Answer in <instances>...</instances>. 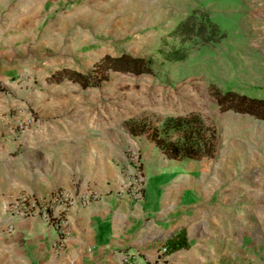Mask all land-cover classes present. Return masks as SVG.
I'll list each match as a JSON object with an SVG mask.
<instances>
[{
    "label": "rangeland",
    "instance_id": "obj_1",
    "mask_svg": "<svg viewBox=\"0 0 264 264\" xmlns=\"http://www.w3.org/2000/svg\"><path fill=\"white\" fill-rule=\"evenodd\" d=\"M113 6L112 0H0V65L19 68L0 78L9 104L0 118H11L14 133L17 115L33 116L36 132L45 122L65 123L58 126L67 134L63 139L75 137L78 109L100 122L148 121L150 133L159 122L174 121L176 134L188 132L204 147L209 180H219L217 196L202 203L209 210L186 221L200 223L189 241L195 250L186 253L191 264H264V119L221 110L212 93L264 97V0H176L152 9L157 23L153 11L146 22H123L122 10ZM189 14H206L222 37L211 44L171 34ZM176 49L187 50L184 60L161 55ZM121 52L150 59L152 72L108 69L104 80L87 87L67 78L47 80L62 66L95 75L96 60ZM204 241L219 260H198Z\"/></svg>",
    "mask_w": 264,
    "mask_h": 264
},
{
    "label": "crops",
    "instance_id": "obj_2",
    "mask_svg": "<svg viewBox=\"0 0 264 264\" xmlns=\"http://www.w3.org/2000/svg\"><path fill=\"white\" fill-rule=\"evenodd\" d=\"M112 1L115 11L122 10L123 22L137 18L146 22L153 11L154 23L159 19L152 9L176 2ZM174 11H170L171 16ZM18 71L16 66L8 70L2 64L0 78L3 73L6 79ZM7 104L0 92V113ZM60 110L58 107L55 111ZM10 119L8 115L0 118V132L4 128L0 135V264H122L127 254L134 255L136 264L193 262L186 253L195 250L196 244L189 241L198 231L195 225L200 223L186 226V221L202 208L209 210L202 203L217 196L219 180H209L211 162L204 147L197 146L188 132L176 134L177 123L169 119L159 122L155 124L158 130L150 133L153 129H148V121L100 122L95 114L89 117L78 109L76 135L63 139L67 135L61 130L65 123L45 122L39 132L26 137L14 133ZM134 151L141 157L147 179L141 201L120 194L117 188L120 177L132 167ZM56 189L75 198L67 212L68 234L63 243L54 227H43L36 217L17 218L14 231H6L11 215L7 208L12 199L23 193L47 196ZM87 190L97 197L87 203L78 200V195ZM180 230L185 232L188 248L159 257L161 245ZM214 248H208L204 241L199 251L205 253L197 259H213Z\"/></svg>",
    "mask_w": 264,
    "mask_h": 264
},
{
    "label": "trees",
    "instance_id": "obj_3",
    "mask_svg": "<svg viewBox=\"0 0 264 264\" xmlns=\"http://www.w3.org/2000/svg\"><path fill=\"white\" fill-rule=\"evenodd\" d=\"M196 12V10H194ZM199 19L189 14L182 20L178 26L171 31L174 36L198 38L199 43H211L218 41L222 37V33H218L215 24H213L206 14L198 16ZM217 35V37H215ZM187 50H173L170 52H161L162 57L168 61H182L187 56ZM95 67V75L82 72L67 66L56 68L48 76L50 82H60L67 78L74 82H78L82 87L94 86L98 82L104 80L107 76L106 71L122 70L130 71L135 74L142 72H152V61L143 56H134L126 52L116 55L104 54L93 63ZM217 104L221 110H233L235 112L247 113L260 119H264V97L248 96L239 94L232 90L223 93L212 90ZM168 252H173L181 248L189 246L184 230H180L174 236L168 238L165 242Z\"/></svg>",
    "mask_w": 264,
    "mask_h": 264
},
{
    "label": "built area",
    "instance_id": "obj_4",
    "mask_svg": "<svg viewBox=\"0 0 264 264\" xmlns=\"http://www.w3.org/2000/svg\"><path fill=\"white\" fill-rule=\"evenodd\" d=\"M15 125L19 135L35 133L39 130V125L31 115L26 118H20L17 115ZM132 159L133 164L131 165V169L125 175L120 177L117 188L120 194H125L132 200L141 201L143 199L147 179L138 151L133 152ZM96 197V193L87 190L78 195L77 199L81 202L87 203ZM74 201V197L68 195L61 189H56L47 196H37L32 193L20 194L8 204L7 211L11 215L6 225V231H14V220L17 218L36 217L40 219L43 227H54L58 233L59 242L63 243L68 234L67 212ZM167 253L168 247L164 243L159 249V257H164ZM134 258V255L127 254L122 257V264H136ZM162 261L165 260L162 259Z\"/></svg>",
    "mask_w": 264,
    "mask_h": 264
}]
</instances>
